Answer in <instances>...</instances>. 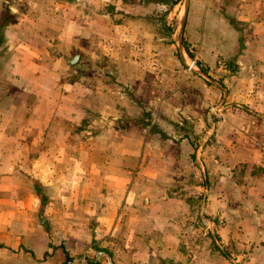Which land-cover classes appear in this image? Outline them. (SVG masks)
<instances>
[{"label": "crops", "instance_id": "obj_1", "mask_svg": "<svg viewBox=\"0 0 264 264\" xmlns=\"http://www.w3.org/2000/svg\"><path fill=\"white\" fill-rule=\"evenodd\" d=\"M122 3L0 0V264H102L178 202L201 264H264V0H188L183 70Z\"/></svg>", "mask_w": 264, "mask_h": 264}, {"label": "rangeland", "instance_id": "obj_2", "mask_svg": "<svg viewBox=\"0 0 264 264\" xmlns=\"http://www.w3.org/2000/svg\"><path fill=\"white\" fill-rule=\"evenodd\" d=\"M121 10L128 15L134 12L142 14L143 54L149 56V43L156 58L165 60L172 56L176 64L175 70L184 69L179 50L185 41L181 40L183 14L188 0H121ZM173 2V3H172ZM153 45L157 49H153ZM145 51V53H144ZM162 58V59H161ZM161 73V68H158ZM171 87L179 96L181 80L175 77ZM180 203L170 207L164 216L171 227L165 224L156 225V229L138 228L135 233H129L128 228L113 229L110 240L102 243L95 250L100 252L102 264H201L205 259V251L213 254V241L205 243L207 236L205 225L196 214L197 206L193 204L188 211L182 209ZM195 205V206H194ZM179 206V207H176ZM132 230V229H131ZM207 242V241H206Z\"/></svg>", "mask_w": 264, "mask_h": 264}, {"label": "trees", "instance_id": "obj_3", "mask_svg": "<svg viewBox=\"0 0 264 264\" xmlns=\"http://www.w3.org/2000/svg\"><path fill=\"white\" fill-rule=\"evenodd\" d=\"M173 3V2H172ZM36 191H37V195H39V199H41V201H42V196L40 195V193L38 192V189H36Z\"/></svg>", "mask_w": 264, "mask_h": 264}]
</instances>
